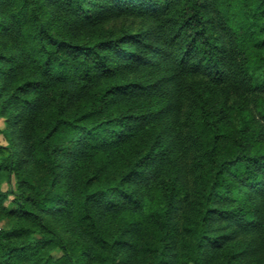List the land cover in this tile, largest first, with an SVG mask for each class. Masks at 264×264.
Segmentation results:
<instances>
[{
	"label": "trees",
	"instance_id": "1",
	"mask_svg": "<svg viewBox=\"0 0 264 264\" xmlns=\"http://www.w3.org/2000/svg\"><path fill=\"white\" fill-rule=\"evenodd\" d=\"M0 264H264V0H0Z\"/></svg>",
	"mask_w": 264,
	"mask_h": 264
},
{
	"label": "rangeland",
	"instance_id": "2",
	"mask_svg": "<svg viewBox=\"0 0 264 264\" xmlns=\"http://www.w3.org/2000/svg\"><path fill=\"white\" fill-rule=\"evenodd\" d=\"M4 127V122L2 119H0V128ZM0 141L3 142L4 140L2 139V136L0 135Z\"/></svg>",
	"mask_w": 264,
	"mask_h": 264
}]
</instances>
